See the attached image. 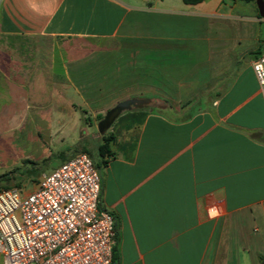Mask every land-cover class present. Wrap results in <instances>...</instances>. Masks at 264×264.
<instances>
[{
    "label": "crops",
    "instance_id": "crops-1",
    "mask_svg": "<svg viewBox=\"0 0 264 264\" xmlns=\"http://www.w3.org/2000/svg\"><path fill=\"white\" fill-rule=\"evenodd\" d=\"M238 1L0 0V117L49 127L27 160L58 153V127L83 118L61 108L85 92L61 44L114 39L131 63L121 100L149 99L114 120L97 168L115 264H264V17Z\"/></svg>",
    "mask_w": 264,
    "mask_h": 264
},
{
    "label": "built area",
    "instance_id": "built-area-1",
    "mask_svg": "<svg viewBox=\"0 0 264 264\" xmlns=\"http://www.w3.org/2000/svg\"><path fill=\"white\" fill-rule=\"evenodd\" d=\"M252 70L264 101V54ZM99 192V172L82 152L41 173L31 190L0 189L1 264H111L115 228Z\"/></svg>",
    "mask_w": 264,
    "mask_h": 264
},
{
    "label": "rangeland",
    "instance_id": "rangeland-1",
    "mask_svg": "<svg viewBox=\"0 0 264 264\" xmlns=\"http://www.w3.org/2000/svg\"><path fill=\"white\" fill-rule=\"evenodd\" d=\"M237 5L247 4L238 1ZM252 5L255 6V3ZM60 48L69 58L81 59L77 63L76 76H80V83L84 84L78 88L85 90V92L81 90V94L77 95L61 93V108L67 105L73 110L77 108L84 111L81 115L77 110L83 117L79 126L58 127L62 148L69 146L77 137L80 141L98 136L96 117L103 116L107 109L126 96L125 81H130L131 63L126 62L129 65L128 72L121 69L122 59L118 56L117 42L114 39H73L69 45L61 44ZM119 65L120 68L117 69ZM123 74L127 78H123ZM100 75H102L101 79ZM86 83L90 86H85ZM129 112H123L122 117H126ZM5 123L6 120L0 117V189L17 187L23 191L31 190L36 185L41 172L50 171L58 162V158H52L48 166L43 159L31 161L25 157L36 145L35 141L40 140L41 144L45 143V132L49 127L14 126ZM38 144L39 142L37 146ZM93 162L99 164L98 158L93 157ZM28 172H31V175Z\"/></svg>",
    "mask_w": 264,
    "mask_h": 264
},
{
    "label": "trees",
    "instance_id": "trees-1",
    "mask_svg": "<svg viewBox=\"0 0 264 264\" xmlns=\"http://www.w3.org/2000/svg\"><path fill=\"white\" fill-rule=\"evenodd\" d=\"M181 1L185 5H195L203 0H181ZM241 1L254 2L255 0H241ZM80 113L82 115L84 111L80 110ZM101 117H102L101 115H97L96 118L97 120H99ZM88 138L80 141L78 140L72 145L62 147L58 153H52L49 157L43 159V162L49 163L52 160V158H58V163H62L63 161L73 156L74 154L82 152V153H86L91 158L92 162H93V157H97L99 160V164H95L94 162L93 164L95 165L96 168H98V166L104 164L103 157L110 156L112 154L109 148V143L112 141L113 135L107 133L106 131L103 135L99 136L98 139H94L92 137H90L89 139ZM28 173L31 175V172ZM111 264H115L114 247L112 250Z\"/></svg>",
    "mask_w": 264,
    "mask_h": 264
},
{
    "label": "water",
    "instance_id": "water-1",
    "mask_svg": "<svg viewBox=\"0 0 264 264\" xmlns=\"http://www.w3.org/2000/svg\"><path fill=\"white\" fill-rule=\"evenodd\" d=\"M258 14L260 17H264V0L254 1ZM149 99L147 98H127L117 101L113 106L106 110L104 115L96 123V132L98 136L103 135L109 127L112 125L114 120L123 112L130 111L132 109H139L147 106Z\"/></svg>",
    "mask_w": 264,
    "mask_h": 264
}]
</instances>
